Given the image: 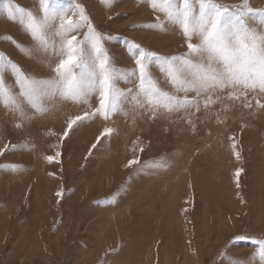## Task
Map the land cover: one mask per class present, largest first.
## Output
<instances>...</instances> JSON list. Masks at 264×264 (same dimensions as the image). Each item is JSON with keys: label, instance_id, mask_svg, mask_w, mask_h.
Returning a JSON list of instances; mask_svg holds the SVG:
<instances>
[{"label": "rangeland", "instance_id": "obj_1", "mask_svg": "<svg viewBox=\"0 0 264 264\" xmlns=\"http://www.w3.org/2000/svg\"><path fill=\"white\" fill-rule=\"evenodd\" d=\"M248 2L264 9V0ZM13 3L40 10L39 0ZM77 3L97 31L112 37L105 47L119 67H135L125 38L163 56L186 51L178 29L147 27L164 17L143 0ZM2 9L0 38L12 39H0V51L25 72L52 76L55 58L45 64L49 58L22 54L17 43L33 42ZM83 32L74 35L81 39ZM153 73L160 77L155 66ZM6 79L15 84L11 75ZM118 86L134 88L123 80ZM160 86L183 95L166 82ZM236 95L239 100L217 91L207 107L201 98L198 112L160 110L154 118L125 101L109 120L95 117L72 129L68 122L97 107L96 97L88 104L57 100L42 115L26 107L27 121L0 106V165L22 166L0 168V264H259L253 238L264 239V93L249 91L246 100L240 90ZM105 128L114 133L105 138ZM133 159L139 170L128 166Z\"/></svg>", "mask_w": 264, "mask_h": 264}, {"label": "snow or ice", "instance_id": "obj_2", "mask_svg": "<svg viewBox=\"0 0 264 264\" xmlns=\"http://www.w3.org/2000/svg\"><path fill=\"white\" fill-rule=\"evenodd\" d=\"M39 2L40 10L34 14L15 5L13 0H0L3 13L9 20L18 22L33 42L25 45L14 41L18 50L29 58H49L41 61L45 64H51V58L57 61L51 66L52 76L37 77L25 72L0 51V106L18 114L22 121L31 118L26 107L32 110V115H42L57 100L88 104L91 98L98 99L97 107H90L83 115L68 122V129H72L74 125L95 117L109 120L113 114L123 111L125 101L135 107L147 108L154 118L160 110L172 113L195 109L198 112L201 98L207 107L217 91L228 92L236 100L240 99L236 90H240L245 100L249 91L264 93V9L252 8L248 0L233 5L219 0H143L164 17L157 16L147 27L164 32L178 29L185 38L186 51L163 56L125 38L126 51L135 61V67L131 69L117 66L105 47V40L112 37H105L97 31L77 0H69L67 6H62L59 0ZM101 3L111 6L113 0H101ZM73 16L76 19H72ZM81 29H84L83 36L77 39L74 33L79 34ZM0 39L12 38L5 35ZM154 66L160 73L159 78L153 73ZM8 75L14 78L15 84L7 81ZM161 78L176 93L183 95L163 90ZM121 80L132 83L134 88L121 89L118 86ZM256 103L259 105L260 101ZM244 106L250 108L252 104L248 102ZM113 133L114 129L105 128L101 135L107 138ZM67 135L66 131L64 136ZM97 142H100L99 137ZM16 147L6 145V150ZM46 159L52 161L54 157ZM132 164H137L139 170L137 159L128 162V166ZM21 167L0 165V168L12 171ZM151 167L167 165L154 164ZM241 171L237 170V180ZM253 240L257 245L253 257H258L259 264H264V239Z\"/></svg>", "mask_w": 264, "mask_h": 264}]
</instances>
